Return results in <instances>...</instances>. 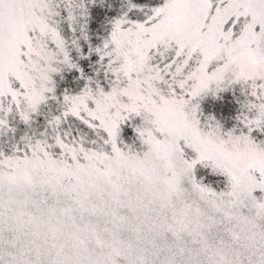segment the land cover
Here are the masks:
<instances>
[{
	"label": "snow or ice",
	"instance_id": "snow-or-ice-1",
	"mask_svg": "<svg viewBox=\"0 0 264 264\" xmlns=\"http://www.w3.org/2000/svg\"><path fill=\"white\" fill-rule=\"evenodd\" d=\"M0 264H264V0H0Z\"/></svg>",
	"mask_w": 264,
	"mask_h": 264
}]
</instances>
